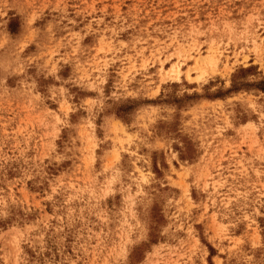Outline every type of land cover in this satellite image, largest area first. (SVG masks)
I'll return each mask as SVG.
<instances>
[{"label": "rangeland", "instance_id": "374dc122", "mask_svg": "<svg viewBox=\"0 0 264 264\" xmlns=\"http://www.w3.org/2000/svg\"><path fill=\"white\" fill-rule=\"evenodd\" d=\"M33 56L73 76L71 129ZM262 93L264 0H0V264H261Z\"/></svg>", "mask_w": 264, "mask_h": 264}, {"label": "snow or ice", "instance_id": "6c2138e0", "mask_svg": "<svg viewBox=\"0 0 264 264\" xmlns=\"http://www.w3.org/2000/svg\"><path fill=\"white\" fill-rule=\"evenodd\" d=\"M35 17L32 19H25L23 21L17 22L15 24L13 23H8L7 24V32L15 36L16 34L21 32V29H23V40H15L14 43L16 45V48L18 49L19 53H23L24 56H27L30 49L29 45H38L44 41L45 37V28L43 24H40L39 27L37 28L34 25ZM51 28H48L47 31L51 32ZM31 35V39H29V36ZM5 51H8L6 48ZM12 56H16L17 60H23V57H21L17 52H12ZM31 68L34 69L35 71L32 72V75L34 78L37 77V73H39V80L41 82L42 87H47L49 88V91L52 93V96L54 99H56L58 102L61 103V109L62 112H67L69 116V121L66 122L68 123L69 129L72 128V123L70 122L72 113L76 111L75 108L72 107L71 103H69L68 107L64 109L63 105L64 103L67 102L66 98L69 95L67 88L70 87L74 83L73 76H67L66 79H62L61 76L58 75H51V73L55 72V69L52 67V65H44L42 59L39 57L33 56L29 62L26 63H21L19 70L21 72H24L26 68ZM47 75L49 78L47 81H44L43 77ZM67 75V74H65ZM74 75V74H73ZM253 77H250L247 73H238L237 75L232 77L231 84L232 87L238 91L242 92V96H247L248 93L244 91L245 89L255 87L253 83H251V80ZM54 81H59L58 84H55V86H52L54 84ZM264 94V93H262ZM61 97L64 99L62 100ZM94 97V92H87L84 94L85 98V103H87L91 108H93V115H95V105L100 101V97ZM242 97H238L240 99ZM247 107V105H246ZM165 111V110H161ZM264 112V109L261 110ZM105 115H107V112H105ZM58 120H63V115L58 114ZM264 118V117H262ZM165 131H167L165 129ZM74 135V134H73ZM139 135L143 137L145 140H148L149 142L153 138H159V139H164V137H161L159 132L155 128H148L146 130L140 131ZM135 139V137L133 138ZM167 141H165V146H166ZM41 195L44 197L46 200H52L55 195H56V188L53 187L51 189V194L50 195H45L44 193H41ZM31 199V197H29ZM3 212L5 214H9L11 212V209L8 206H5L3 209ZM221 238H223V233H220ZM137 243H144V237L143 234L141 233L139 235V239L137 237H132L129 241V245L135 246ZM247 243L246 240H240L237 241L236 244H245ZM234 247L236 245H233ZM262 248H264V245H262ZM135 251V248H128L125 247L121 254L123 256H129L131 252ZM128 264H131V261L129 260ZM208 264H212L211 259L209 258ZM217 264H221L220 261H217ZM223 264H232L231 261H224ZM261 264H264V260L261 261Z\"/></svg>", "mask_w": 264, "mask_h": 264}]
</instances>
